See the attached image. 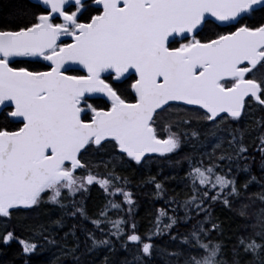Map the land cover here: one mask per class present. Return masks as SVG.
Returning <instances> with one entry per match:
<instances>
[{
    "label": "snow or ice",
    "instance_id": "obj_1",
    "mask_svg": "<svg viewBox=\"0 0 264 264\" xmlns=\"http://www.w3.org/2000/svg\"><path fill=\"white\" fill-rule=\"evenodd\" d=\"M253 107L264 113V0L15 3L0 21V218L45 206L57 218L0 243L17 240L23 264H264ZM134 188L163 205L143 232ZM217 206L245 221L230 258Z\"/></svg>",
    "mask_w": 264,
    "mask_h": 264
},
{
    "label": "trees",
    "instance_id": "obj_2",
    "mask_svg": "<svg viewBox=\"0 0 264 264\" xmlns=\"http://www.w3.org/2000/svg\"><path fill=\"white\" fill-rule=\"evenodd\" d=\"M17 2H27V0H0V21H3L4 19L7 18V10ZM15 59L18 61H26V60L34 61L36 58L19 57ZM13 66L29 67L31 69L34 65L28 63H19L18 65L14 64ZM69 74L76 75L83 73L71 72ZM250 113H251L250 117L246 118V122L249 123L251 122V120L258 119L261 115H264V113H262L260 109L255 107L250 109ZM161 119L164 123H167L169 122V120L176 119V117H170L167 113H164L162 114ZM192 119H195V117H192ZM10 130H14V128H11ZM254 136L255 133H253L252 136L246 137L245 142L249 145L252 154L256 155V161L253 163V172L259 176L260 175L258 169L259 156L258 154H255L254 149L252 147ZM190 151L191 149L189 147L184 146L181 148L179 155L172 157V159L183 157L186 153H190ZM157 170H158L157 166L155 164L152 165V174H155ZM133 171H134L133 168H129L126 174L132 175ZM164 171L168 175L172 174L169 172L167 168H165ZM141 174L148 175V172L146 170L142 172L137 171L135 173L136 178L134 180V183L139 181ZM179 175L181 176L183 175V170H180ZM244 178L245 177L242 174L240 179L243 180ZM167 188L169 189L170 193L173 189H175V191L177 192L181 191V188L178 187L176 183H169L167 185ZM132 190L136 194L139 201L140 207L138 209V215L136 219L139 222V230L143 232L147 227H149V221L151 219L149 213L153 210V208H159L162 207L163 205L161 202H156L155 204L152 203V199L150 196V193L152 191L151 188H134ZM259 191H260L259 187L253 185L249 189V194ZM89 197L90 198L88 199V207L90 209H94L102 202V196L100 192L95 188L91 190ZM245 202L247 203V201ZM259 207L260 205L258 204L257 209ZM49 212H50V208L48 206H45L41 209L32 212L14 211L10 219L0 218V234L5 233L6 231H13L16 237H18L19 239H25V240L29 239L31 236V232L29 231L30 226L37 225L40 223L46 224L51 219L57 218V214L55 212H52L51 215H48ZM214 215L219 217L220 220L225 222L224 223L225 237H231V239H225V243L227 244L225 252L228 254L226 258H230L232 245L236 242V237L241 235V227L245 224V221L240 217L234 215L233 212L227 209H223L219 206H217ZM66 230L67 229L61 230V234L63 231ZM20 252H21V245L18 243L17 240L10 241L7 245L0 243V264H23V257L21 255H18ZM53 253L55 255H53ZM58 256H60V253L56 249H53L52 252H46L44 257H42L41 259H46L50 261ZM61 259L63 260V264H71V258L61 257Z\"/></svg>",
    "mask_w": 264,
    "mask_h": 264
},
{
    "label": "water",
    "instance_id": "obj_3",
    "mask_svg": "<svg viewBox=\"0 0 264 264\" xmlns=\"http://www.w3.org/2000/svg\"><path fill=\"white\" fill-rule=\"evenodd\" d=\"M63 39V38H62ZM74 67H77V68H82V66H79V65H75Z\"/></svg>",
    "mask_w": 264,
    "mask_h": 264
},
{
    "label": "rangeland",
    "instance_id": "obj_4",
    "mask_svg": "<svg viewBox=\"0 0 264 264\" xmlns=\"http://www.w3.org/2000/svg\"><path fill=\"white\" fill-rule=\"evenodd\" d=\"M63 38V37H62ZM64 39V38H63Z\"/></svg>",
    "mask_w": 264,
    "mask_h": 264
}]
</instances>
